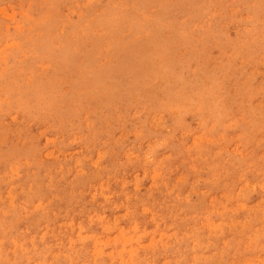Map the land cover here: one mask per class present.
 Masks as SVG:
<instances>
[{
  "label": "rangeland",
  "instance_id": "rangeland-1",
  "mask_svg": "<svg viewBox=\"0 0 264 264\" xmlns=\"http://www.w3.org/2000/svg\"><path fill=\"white\" fill-rule=\"evenodd\" d=\"M0 264H264V0H0Z\"/></svg>",
  "mask_w": 264,
  "mask_h": 264
}]
</instances>
